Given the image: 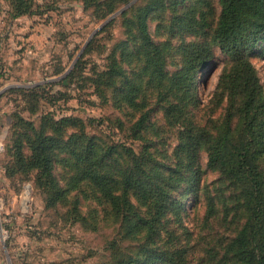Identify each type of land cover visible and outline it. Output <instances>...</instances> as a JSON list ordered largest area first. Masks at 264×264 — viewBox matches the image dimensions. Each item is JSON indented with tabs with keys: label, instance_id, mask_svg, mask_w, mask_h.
Returning a JSON list of instances; mask_svg holds the SVG:
<instances>
[{
	"label": "rangeland",
	"instance_id": "374dc122",
	"mask_svg": "<svg viewBox=\"0 0 264 264\" xmlns=\"http://www.w3.org/2000/svg\"><path fill=\"white\" fill-rule=\"evenodd\" d=\"M30 2V12L13 17L12 0H0V264H174L165 259L178 255H184L186 264H217L219 245L213 248L209 235L228 228L217 219L205 223L203 200L195 202L193 194L183 193L196 169L202 186L216 187L213 193L223 189L228 194L229 182L207 167L204 151L193 165L186 161L179 147L181 127L167 119L157 98L164 96L167 80L158 81L138 38L134 12L122 15L130 5L123 8L126 3L117 0L104 5ZM150 3L147 30L159 48L154 63L159 60L170 76L181 68L187 47L210 39L209 27L201 24L216 22L220 2L144 0L142 5ZM212 50V60L198 73L203 103L229 60L218 46ZM251 61L264 82V34ZM109 67L111 84L101 76ZM37 85L41 88L35 94ZM130 92L135 106L125 97ZM47 114L74 120L65 133L63 129L54 157L55 186L63 191L54 204L48 200L51 191L37 185L36 170L25 171L13 162L14 143L26 131L20 118L38 127ZM202 114L198 107L188 108L192 121ZM109 145H115L110 153ZM87 148L90 159L102 157L99 171L115 180L131 157L129 149L162 185H173L177 202L149 234L134 233L137 227L129 220L144 211L133 192L127 194L130 205L118 210L94 185L76 180L78 165L71 152ZM22 149L29 155L24 142ZM259 164L264 168V157ZM115 188L120 195L121 185ZM183 227L194 234L188 237Z\"/></svg>",
	"mask_w": 264,
	"mask_h": 264
},
{
	"label": "trees",
	"instance_id": "16d2710c",
	"mask_svg": "<svg viewBox=\"0 0 264 264\" xmlns=\"http://www.w3.org/2000/svg\"><path fill=\"white\" fill-rule=\"evenodd\" d=\"M85 1L87 5H104L112 0ZM143 1L136 0L122 15L134 12L138 38L151 56L149 61L156 68L158 81L167 80L164 96L159 93L157 98L163 104L167 119L181 127L179 147L189 166L204 151L207 167L217 170L231 188L228 194L223 189L213 193L211 190L216 187L202 186L200 170L196 169L183 196L191 193L195 202L203 200L205 223L217 219L222 223L220 226L228 228V232L215 231L209 235V242L214 241L213 248L219 245L217 264L223 260L227 264H264V168L259 164L264 157V82L251 61V54L264 34V0H219L220 12L216 22L209 25L203 20L201 24L209 27L210 39L187 47L183 52L181 68L170 76L161 69L159 60L154 63L159 48L153 45L147 30V17L152 4L142 5ZM30 8V0H12L13 17L30 12ZM212 45L218 46L229 60L223 65L208 102L203 103L197 91L198 73L212 60ZM112 70L109 67L101 73L109 84L113 82ZM40 88L37 85L32 91L37 94L35 89ZM125 97L130 105H136L131 92ZM190 106L202 111L199 120L192 121L188 117ZM219 107L221 112L213 118L215 109ZM20 121L26 125V131L14 143L13 162L25 171L36 170L37 185L51 191L48 200L54 204L63 196V191L55 186L54 157L60 148L63 129L65 133L74 120L69 117L55 120L47 114L41 117L38 127L22 118ZM22 142L27 145L29 155L23 153ZM114 149L115 145H109L107 152ZM128 151L131 157L121 169L119 180H115L99 171L102 157L90 159L88 148L82 152L73 150L71 156L78 165L76 180L94 185L106 202L118 210L130 205L127 194L133 192L144 211L134 213L129 220L137 227L134 233L146 231L149 234L155 224L172 211L177 200L172 197L173 185H162L155 175L146 170L143 161L132 150ZM116 185H121L120 195L116 193ZM183 230L188 237L194 234L186 227ZM187 246V243L183 245L184 248ZM165 260L186 264L184 255Z\"/></svg>",
	"mask_w": 264,
	"mask_h": 264
},
{
	"label": "water",
	"instance_id": "95a60500",
	"mask_svg": "<svg viewBox=\"0 0 264 264\" xmlns=\"http://www.w3.org/2000/svg\"><path fill=\"white\" fill-rule=\"evenodd\" d=\"M131 3V2H130ZM130 3H128V4H126L123 8H125V7H127L128 5H130ZM122 8V9H123ZM122 9H120L119 11H117V12H115L114 14H116V13H118V12H120Z\"/></svg>",
	"mask_w": 264,
	"mask_h": 264
}]
</instances>
